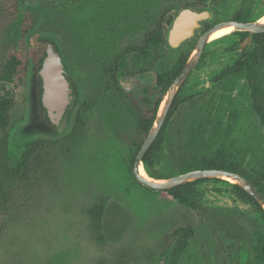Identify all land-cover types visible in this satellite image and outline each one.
<instances>
[{
	"label": "rangeland",
	"instance_id": "obj_1",
	"mask_svg": "<svg viewBox=\"0 0 264 264\" xmlns=\"http://www.w3.org/2000/svg\"><path fill=\"white\" fill-rule=\"evenodd\" d=\"M55 1L56 9L42 0H0V70L12 56L28 60L21 78L4 82L15 91L11 155L17 157L25 141L46 139L30 186L13 209L0 211V264H169L175 231L187 225L192 236L177 264H254L251 239L264 232L263 207L239 196L226 178L196 184L200 209L181 205L167 191L137 180L135 147L128 139L138 135L139 115L151 114L154 100L165 96L168 88L158 84L157 75L174 70L178 57L189 56L208 28L232 20L238 9L250 7L248 21H261L264 0H207L214 16L194 37L175 50L165 42L149 63L124 56L112 86L104 69L126 48L141 44L148 21L176 1L193 0ZM34 16L37 22L26 33ZM237 31L211 37L178 89V108L167 123L162 149L151 166L143 165L148 177L184 173L199 144L213 142L225 147V157H237L238 172L264 195V125L253 107L249 72L218 76L241 53L263 47L243 43ZM49 41L63 55L79 95L77 118L58 136L48 123L28 124L30 113L44 110V83L33 70L40 69ZM141 67L149 73L138 76L151 75L150 82L125 91L119 73L134 76L143 73ZM251 80L264 101V60L257 62ZM101 203L98 235L89 210Z\"/></svg>",
	"mask_w": 264,
	"mask_h": 264
},
{
	"label": "trees",
	"instance_id": "obj_2",
	"mask_svg": "<svg viewBox=\"0 0 264 264\" xmlns=\"http://www.w3.org/2000/svg\"><path fill=\"white\" fill-rule=\"evenodd\" d=\"M42 2L49 8L56 9L55 0H42ZM208 5L207 0H193L191 2L176 1L172 6L164 9L155 21H148V25L143 33L141 44L135 47H128L123 52L119 53L116 58L111 62L108 68L104 69V74L109 75L110 86L116 80L118 71L121 66V60L124 56L134 55L142 62L149 63L155 59L160 53L163 45L165 44V32L170 26L176 13L185 7H193L196 9H206ZM173 12V13H171ZM251 14L250 7H243L236 11L232 17L237 21H248ZM37 16H34L32 21L26 27V33L33 29L36 24ZM238 32V31H237ZM243 39L249 34L246 31H239ZM253 42L263 46L261 51L254 50L252 52H243L240 57L231 65L223 69L218 76L225 77L231 74L240 73L243 70L249 72V79L252 87L253 94V107L256 114L259 116L264 125V101L262 100L261 90L256 83H252L251 77L256 68L257 62L264 60V32L255 33L253 35ZM188 59V54L182 53L176 62V67L170 73L159 74L158 82H164V87L167 89L173 80L179 75ZM28 63L27 59L12 56L2 65L0 70V211L1 213H8L16 205L18 196L22 195L26 188L31 184L34 175L37 173L36 164L40 153L38 150L43 147L46 139L38 138L36 140L26 141L17 157L11 155V131H10V112L15 102V91L7 89L4 82L14 83L15 78L22 77V70ZM161 98H159L154 106V110L149 114V119L142 125H137L136 134L133 138L128 139L129 144L135 147V157L149 132L156 112L159 109ZM84 107L87 103L83 104ZM178 108L177 98L174 99L171 109L167 115L165 123L160 130L156 140L148 149L143 157V162L147 166H151L157 157L158 151L162 149L164 144V133L167 123L173 118ZM234 112L231 116L234 117ZM80 122L78 121V124ZM126 139L123 143L127 144ZM225 147L217 146L213 142L207 144H199L198 156L193 160H187L182 167L183 172H188L194 169H226L238 172L236 165V156L231 154V157L224 156ZM38 154V156H37ZM235 158V159H234ZM134 165V163H133ZM239 173V172H238ZM210 178L197 179L187 183L172 187L167 192L181 205L198 210L201 207L199 190L196 187L198 182L207 181ZM255 185V182H252ZM235 192L241 196L246 197L255 202L259 207V203L249 195L240 185L233 183ZM105 205L101 203L94 208L90 209L92 217V228L96 234L101 235L103 225V212ZM264 215V214H263ZM193 227L187 225L180 227L175 231L178 239L170 251L169 264H177L183 251L185 250L189 239L192 236ZM102 238V237H97ZM251 247L254 253V264H264V232H257L251 239Z\"/></svg>",
	"mask_w": 264,
	"mask_h": 264
},
{
	"label": "water",
	"instance_id": "obj_3",
	"mask_svg": "<svg viewBox=\"0 0 264 264\" xmlns=\"http://www.w3.org/2000/svg\"><path fill=\"white\" fill-rule=\"evenodd\" d=\"M213 16L214 13L211 9H196L193 7L180 9L165 32L167 46L172 50L180 48L185 41L196 35L204 22L210 21ZM227 26H234L235 30L249 33L243 43L253 41L255 33L264 32V22L260 20L237 21L232 19L215 24L199 37L181 72L170 84L164 98L161 100L155 120L135 157L133 171L137 180L143 185L161 191H167L172 187L197 179L226 178L240 185L264 209V195L251 181L238 172L215 168L194 169L161 180L144 176L140 172V166L144 164L143 157L156 140L165 123L178 89L194 70L211 35L215 31ZM40 73L44 78V102L46 106L49 105L51 107L52 121L56 124L58 134H66L70 126L68 111L73 109L77 95L68 77L69 73L65 68L63 56L57 51L52 42L47 44L45 55L40 63ZM150 76H131L122 71L118 76V82L125 91H131L139 84H148Z\"/></svg>",
	"mask_w": 264,
	"mask_h": 264
},
{
	"label": "flooded vegetation",
	"instance_id": "obj_4",
	"mask_svg": "<svg viewBox=\"0 0 264 264\" xmlns=\"http://www.w3.org/2000/svg\"><path fill=\"white\" fill-rule=\"evenodd\" d=\"M204 24V23H203ZM203 27V26H202ZM211 28V27H210ZM210 28H208V29H210ZM207 29V30H208ZM206 30V31H207ZM199 39V38H198ZM53 40V39H52ZM245 40V39H244ZM49 42H51V41H49ZM48 42V43H49ZM197 42V41H196ZM47 43V44H48ZM54 45H55V43H53ZM195 45H196V43H195ZM55 48L57 49V51H59L58 50V48L56 47V45H55ZM62 55V54H61ZM63 56V55H62ZM138 59V58H137ZM63 60H64V57H63ZM64 62H65V60H64ZM65 68H66V70H67V66H66V64H65ZM123 69H121L120 70V72L122 71ZM68 71V70H67ZM139 71H142L143 73H139V74H134V76H138V75H145V74H148L149 73V71H147L144 67H141L140 69H139ZM33 72H34V74L36 75V76H38L41 80H42V82L44 83V78H43V76L41 75V73H40V69L39 68H34V70H33ZM68 73H69V71H68ZM120 74V73H119ZM163 75V74H162ZM158 76L159 75H157V77H156V80H157V82H158ZM190 76V75H189ZM68 77H69V79L71 80V82H72V86H73V89H74V92H75V94L77 95V100H76V102H75V105H74V107H73V109H71V110H69L68 111V122H69V125H70V123H71V119L72 118H77V110H76V105H77V103H78V100H79V95H78V92H77V90H76V85H75V82L72 80V76L70 75V73H69V75H68ZM187 80V79H186ZM185 80V81H186ZM158 84L159 85H161V86H164V82L162 81L161 83L160 82H158ZM183 85V84H182ZM140 87H142V86H138V87H136L134 90H133V92H136V91H138V89L140 88ZM90 101V102H89ZM88 102L89 103H91V101L92 100H89ZM156 102H157V100H154V102H153V104H152V107H153V110H154V106H155V104H156ZM133 103V105L134 106H136V103L133 101L132 102ZM82 104H84V102L82 103ZM43 105H44V107H43V111L42 112H40L37 116H35L33 113H30L29 114V118H28V124H32V123H37V124H43L44 122L45 123H48L49 124V126L51 125L52 127H53V129H54V133L58 136V132H57V128H56V124L52 121V114H51V112H52V110H51V107L48 105V106H46V104H45V102L43 101ZM151 107V108H152ZM79 108H80V106L78 107V110H79ZM153 110L151 109L150 110V112H153ZM157 113V112H156ZM149 114L150 113H147V112H142L140 115H139V121H138V125H143L144 124V122L145 121H147L148 119H149ZM156 117V116H155ZM154 120H155V118H154ZM164 125V124H163ZM163 127V126H162ZM71 129H72V127H71ZM162 129V128H161ZM160 133V132H159ZM38 139V138H37ZM33 140H36V139H33ZM26 142V141H25Z\"/></svg>",
	"mask_w": 264,
	"mask_h": 264
},
{
	"label": "bare ground",
	"instance_id": "obj_5",
	"mask_svg": "<svg viewBox=\"0 0 264 264\" xmlns=\"http://www.w3.org/2000/svg\"><path fill=\"white\" fill-rule=\"evenodd\" d=\"M261 22H264V17L262 18ZM234 30H235L234 26H227V27H224L222 29H219V30L215 31L211 35V37L216 38V37H218L219 35H222V34L232 33ZM211 37H210V39H211ZM143 165L145 166V164H142L140 166V172H141L142 175L147 176V172H146L145 167Z\"/></svg>",
	"mask_w": 264,
	"mask_h": 264
}]
</instances>
